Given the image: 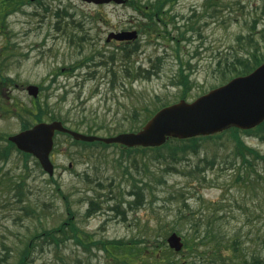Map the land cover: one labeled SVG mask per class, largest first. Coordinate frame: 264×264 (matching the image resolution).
<instances>
[{
  "label": "rangeland",
  "instance_id": "1",
  "mask_svg": "<svg viewBox=\"0 0 264 264\" xmlns=\"http://www.w3.org/2000/svg\"><path fill=\"white\" fill-rule=\"evenodd\" d=\"M41 1L30 0L22 11L8 18L5 29L0 31V56H10L8 72L16 81V85L7 90L3 87L0 99L11 98V102L14 100L28 105L37 113L38 104L29 96L26 86H43L45 89L39 98L45 113L64 117L66 126L71 129L86 134L92 127L95 135L105 137L110 136L109 129L114 132L118 125H122V130L143 126L142 121L148 116L151 118L156 110L180 101L185 87L177 82L182 71L190 76L188 101L226 83V78H222L216 69V54L226 52L231 46L236 47L238 36L250 33L255 20L259 21L256 32L264 29V0H224L225 4L230 3L234 8L223 9L214 18L209 16L212 10L206 7L208 0H179L168 9L175 17L167 26L169 38L159 36L157 32L151 37L141 33L142 15L128 2L124 5H94L81 0ZM150 1L155 0H142L143 3ZM201 15L204 18L200 19ZM81 19L87 20L84 25L86 31L76 25ZM195 22L204 37L200 38L196 31H189V40L181 41L177 48L175 41L180 32ZM60 27L68 28V33ZM121 30H137L140 35L136 43L140 49L127 61L122 60L121 47L124 44L107 41L111 32ZM84 35L89 38L86 42L80 41ZM129 45L134 46V42ZM6 47L10 52L6 53ZM99 53H103L109 61L107 66L96 65L102 60ZM112 55L116 56L115 61H112ZM84 58H88L89 62L73 68ZM125 65L151 70L153 75L150 79L123 78ZM113 69L119 79L116 86L111 84L110 71ZM136 109L140 112L138 122L124 120L126 116L131 118ZM152 112L154 114L150 115ZM30 121L34 122V118ZM20 122L18 117L2 115L0 111V137L5 139L1 146L7 143L8 136L22 130ZM55 137V148L50 157L55 165L53 180L36 164V158L31 157L27 167L23 155L16 150L7 163L0 162V179L7 174L13 185L15 181H24L23 192L29 196L31 207L37 210V213L31 211L28 216L25 203L18 202V189L8 191L1 185L0 264H17L21 251L33 235L57 228L69 218L80 231L91 236V241L124 240L152 251L154 237L160 235V240H167L174 228L183 232L179 235L184 240L183 235L190 225L180 219L178 213L179 208H185L186 200L197 216L214 207L212 204L216 202L229 208L227 205L237 200L234 216L222 221L227 229L245 226L244 233H247L264 224V197L251 201L233 184L234 171L226 162L233 155L236 143L229 133L206 142L202 146L203 153L189 154L193 163L205 157L216 159L213 168L206 165V180L203 177L190 178L182 172L164 173L161 177L159 172L160 180H155L154 186L146 181L140 182L147 169L145 161L153 165L147 157L120 160L117 148L96 146L89 151L75 144L69 136L58 134ZM241 138L249 147L264 154V141L260 136L241 134ZM182 169L186 173L191 171ZM142 194L145 200L140 204L139 196ZM64 195L69 198L70 211ZM94 197L103 202L102 208L87 217L90 199ZM130 202H135L134 208L129 207ZM37 214L41 215V222L37 220ZM248 221L252 222L246 223ZM4 244L10 249L9 255ZM90 248L80 247L73 239L58 250L41 245L34 252L33 262L116 264L98 246ZM262 249V244L253 243L249 251L261 252ZM176 253L175 258L185 257V254ZM4 257L7 261L2 259Z\"/></svg>",
  "mask_w": 264,
  "mask_h": 264
},
{
  "label": "trees",
  "instance_id": "2",
  "mask_svg": "<svg viewBox=\"0 0 264 264\" xmlns=\"http://www.w3.org/2000/svg\"><path fill=\"white\" fill-rule=\"evenodd\" d=\"M29 1L30 0H0V31L5 29L8 18L13 14L22 11L23 7L26 6ZM37 1L42 2L41 0ZM178 1L179 0H155L153 2L150 1L143 3L142 0H128V3L134 10L139 11L142 15L141 28L139 29L141 33H146L149 37H151L152 33L157 32L159 33V36L169 38L170 34L167 31V26L169 23L174 21L175 17L170 15V11H168V9L175 6ZM206 7H211L212 11L209 13L211 18H214L215 15L218 17L225 8H234L230 5V3L225 4L224 0H208ZM241 8L244 9L245 7L241 6ZM46 9L48 10L49 8L46 7ZM201 18H204V16L201 15L200 19ZM197 21L198 20H196V22ZM196 22L188 26L186 30L180 32L181 35L177 40L173 38L176 40L175 42L177 43V48L180 47L181 41L189 40L187 38V33L189 31H196L199 33L198 35L200 38L204 37L201 34V28L197 26ZM223 22H226V20ZM86 23V19H81L80 22H76V25L83 30ZM258 23L259 21L255 20V25H253L250 33L240 34L238 36L236 40V47L231 46V49L227 48L226 52L219 51L216 54V69L222 78H226L225 81L237 76L246 75L252 72L257 66H259V64L264 62V29L260 33L256 32V24ZM59 29L68 33V28L63 29L60 27ZM84 31H86V29H84ZM71 40L76 41L74 37H71ZM81 40L86 42L89 38L84 35L80 37V41ZM76 43H78V41H76ZM139 49L140 47L138 44L134 46L123 45L121 47L123 55L122 60H129L133 56V53L137 52ZM5 50L7 51L6 53L10 52L7 47ZM99 54L101 55L102 60L98 61L96 65L99 66L103 64L107 66L109 61L105 58L103 53ZM94 57L95 56H93V59ZM9 58V55L0 56V92L5 88V90H7L11 85H16L15 79L10 77L8 72ZM111 58L112 61H115L116 56L112 55ZM93 59L92 57L90 58L92 61ZM87 62H89L88 58H84L82 63H77L73 68L83 66ZM187 65L190 67L189 62ZM123 71V78L150 79L153 75V71L151 70H143L141 67L139 69H133L128 65H125ZM110 72L112 74L111 84L116 86V82L119 80L118 74L114 69ZM181 75V79L178 80L177 84H181L185 87V89L183 90L180 98L188 99L191 88L190 76L188 73H184V71H182ZM44 89L45 88L43 86H40L41 92H43ZM40 99L41 98H37L34 100V102L38 104L37 113H34L28 105L24 106L14 100V102L12 101V104L11 98L0 99V111L2 112V115L18 117L21 121L22 130L32 127L35 123L48 120H59L64 124L67 123V120L62 116L55 114L48 115L45 113ZM146 110L148 109L146 108ZM138 111L139 110L136 109V111L132 113L131 118L126 116L124 120L130 121L129 123L138 122L140 120V112ZM152 114H154V112L150 115ZM31 118H34V122L30 121ZM149 118L150 116H148L146 120L142 121L143 125ZM140 126L122 130V125H118V129H114V132L109 129L108 134L111 136L115 135V132L118 131H137L142 127ZM88 133L96 134L92 127H90ZM226 133L231 134L236 143L233 155L228 157L230 161L227 160L226 162L232 166L231 169L234 171L235 179L233 184L238 186L244 192V195L249 197L251 201H255V198L260 199L262 196L264 197V154H261L260 151L253 147H249L245 140L241 138V134H248L260 136V138L264 141V123L253 130L242 131L237 128H232L222 134L213 136L196 137L189 140L173 139L168 141L166 145L158 148L128 149L117 144L107 145L102 142L85 144L83 142L74 141V143L89 151L96 146H101L104 149H109L111 147L117 148L120 153V160L137 158L139 156L143 159H146V157L147 159L149 158L153 165L150 166L148 164V160L145 161L147 169L140 182L143 183L146 181L148 185L154 186L155 180H160V173H162L161 177H163L164 173L172 174L174 172H182L187 176L189 175L190 178L193 177L198 179V177H203V179L206 180V165L213 168L217 163L215 162L216 159L209 160L208 157H205L204 159H200V161L193 163L190 161L191 156L189 157V154L192 153L199 155L200 153H203L202 146L206 142L209 140L213 141L218 138L220 139V137ZM0 140V162L7 163L12 155V152L14 150H18L15 149V146H13L9 140H7L5 145L1 146L2 140H5L3 136L0 137ZM18 153L23 155L25 165L28 167V161L32 156L19 151ZM36 164L40 166L38 161H36ZM182 167L191 171L186 173ZM87 177L89 179L88 175ZM51 180H53V178H51ZM161 182H164V180H161ZM1 185H3L4 190L8 189V191H12L14 188L18 189V202L19 204L25 203L24 208L28 216H30L31 211L37 213V210L33 209L29 203V196H25V193L23 192V189L25 188L24 181H15V184L13 185L12 179H8L6 174L0 179V189ZM138 189L141 190V187L139 186ZM63 198L66 200L68 205L67 209L70 211L71 208L69 206V198L65 195ZM98 200V197L90 199L89 207L86 212L87 217L93 216L99 208H102V202ZM144 200L145 196L143 194L140 195V204H142ZM233 203L235 206H233ZM134 204L135 202H130L129 207L134 208ZM237 204L238 201L234 200L227 205L229 208H225L221 202H216L212 204L214 207L208 209V211H203V214L201 213L197 216V213L190 210V205L187 200L184 201L185 208H179L180 212L178 213V216L180 219L186 221V223L190 225L191 229L188 228L186 230V234L183 235L184 249L180 253L185 254V257L180 259L174 257L177 253L175 251L173 252V250L166 245V238H163L162 240L159 239L160 235L154 237L155 245L153 246L152 251H150L149 248H144L143 246L138 247L134 245L133 242H127L124 240L100 239L98 241H91V236L86 232L80 231V228L71 222L69 218L64 221V223H61L57 228L43 230L41 233L37 232L33 235L27 243L26 248L21 251L20 259L17 264H34V252L37 250V246H53L58 250L71 239L75 240L77 244L80 245V247H84V249L89 250L92 245L98 246L99 249L106 251L116 264H264V224L261 227H256L253 231L244 233L245 226L227 229L225 223L222 222L224 220H228L231 216H234L233 213ZM185 210H187L186 213H184ZM70 215L72 216L73 213ZM36 218L39 222L42 221L40 220L41 215L39 216L37 214ZM204 220H206L205 224L203 223ZM250 222L252 221H248L246 223ZM172 232L183 234L182 231H178L175 228ZM253 243L263 245L261 252L249 251ZM3 247L9 255L10 249L5 244ZM145 249L147 252H144ZM2 259L4 261L6 260L5 257Z\"/></svg>",
  "mask_w": 264,
  "mask_h": 264
},
{
  "label": "water",
  "instance_id": "3",
  "mask_svg": "<svg viewBox=\"0 0 264 264\" xmlns=\"http://www.w3.org/2000/svg\"><path fill=\"white\" fill-rule=\"evenodd\" d=\"M97 5L125 4L126 0H82ZM138 38L137 31L111 33L108 41H132ZM27 91L37 98L40 88L29 85ZM264 122V63L252 73L237 76L226 84L210 90L193 101L180 100L166 106L136 132L116 134L112 137L85 135L73 131L61 121L41 122L33 128L11 135L9 140L17 149L36 157L43 169L53 176L55 167L51 161L54 149V136L57 132L71 135L83 142L101 141L105 144H119L127 148L161 147L171 139L186 140L210 136L235 127L243 130L253 129ZM168 245L176 251L183 248L182 237L173 233Z\"/></svg>",
  "mask_w": 264,
  "mask_h": 264
},
{
  "label": "flooded vegetation",
  "instance_id": "4",
  "mask_svg": "<svg viewBox=\"0 0 264 264\" xmlns=\"http://www.w3.org/2000/svg\"><path fill=\"white\" fill-rule=\"evenodd\" d=\"M112 42V41H111ZM126 43V42H125ZM127 43H129V42H127Z\"/></svg>",
  "mask_w": 264,
  "mask_h": 264
}]
</instances>
